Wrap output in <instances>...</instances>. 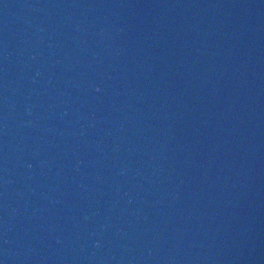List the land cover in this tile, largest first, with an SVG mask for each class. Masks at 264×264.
I'll return each mask as SVG.
<instances>
[{"label":"water","instance_id":"obj_1","mask_svg":"<svg viewBox=\"0 0 264 264\" xmlns=\"http://www.w3.org/2000/svg\"><path fill=\"white\" fill-rule=\"evenodd\" d=\"M0 264H264V0H0Z\"/></svg>","mask_w":264,"mask_h":264}]
</instances>
